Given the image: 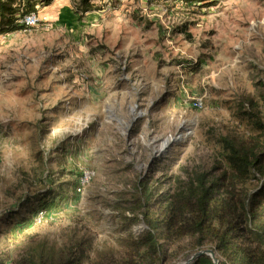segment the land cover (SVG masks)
Listing matches in <instances>:
<instances>
[{"label":"rangeland","instance_id":"374dc122","mask_svg":"<svg viewBox=\"0 0 264 264\" xmlns=\"http://www.w3.org/2000/svg\"><path fill=\"white\" fill-rule=\"evenodd\" d=\"M95 5L79 31L0 34V259L86 240L101 261L148 231L143 186L213 170L221 133L264 145L243 119L253 99L264 121V0ZM168 246L163 264L200 250Z\"/></svg>","mask_w":264,"mask_h":264},{"label":"trees","instance_id":"16d2710c","mask_svg":"<svg viewBox=\"0 0 264 264\" xmlns=\"http://www.w3.org/2000/svg\"><path fill=\"white\" fill-rule=\"evenodd\" d=\"M53 1L0 0V34L27 30L30 27L21 19ZM72 2L80 18L97 9L95 0ZM248 102L250 110H244L243 119L262 133V111L253 99ZM215 142L220 151L213 170H196L177 186L157 193L153 188H141L144 195L139 208L149 229L138 238L122 240L119 251L96 261L83 250L86 240L62 246L42 244L20 259L2 258L0 264H163L169 258L168 245L186 237L192 240V250L214 247L220 254V264H264L261 136L221 133ZM253 180H257L256 185H252ZM192 264L214 263L210 256H200Z\"/></svg>","mask_w":264,"mask_h":264},{"label":"crops","instance_id":"0c3cea01","mask_svg":"<svg viewBox=\"0 0 264 264\" xmlns=\"http://www.w3.org/2000/svg\"><path fill=\"white\" fill-rule=\"evenodd\" d=\"M103 10L105 11V9L99 11ZM38 14L41 22H45L43 25L51 22L53 26H60L62 29L65 28L72 32L79 31L88 24L86 20L88 15L86 16L85 14L80 19V15L76 12L72 0H54L52 4L39 8ZM103 55H111V53L106 51Z\"/></svg>","mask_w":264,"mask_h":264},{"label":"built area","instance_id":"2783aa9c","mask_svg":"<svg viewBox=\"0 0 264 264\" xmlns=\"http://www.w3.org/2000/svg\"><path fill=\"white\" fill-rule=\"evenodd\" d=\"M108 5L111 4V0H102ZM123 1V0H122ZM96 2V0H95ZM41 22L38 12H32L21 19V23L25 24L28 27L38 26ZM193 105L197 108L203 107L202 98H196ZM95 176V171L92 169H84L80 176V182L77 187V191L82 192L83 189L92 181ZM45 211H40L39 220H42L45 217Z\"/></svg>","mask_w":264,"mask_h":264},{"label":"water","instance_id":"95a60500","mask_svg":"<svg viewBox=\"0 0 264 264\" xmlns=\"http://www.w3.org/2000/svg\"><path fill=\"white\" fill-rule=\"evenodd\" d=\"M200 256H210L214 264H220V254L214 247H205L193 253L187 259L175 264H192Z\"/></svg>","mask_w":264,"mask_h":264}]
</instances>
